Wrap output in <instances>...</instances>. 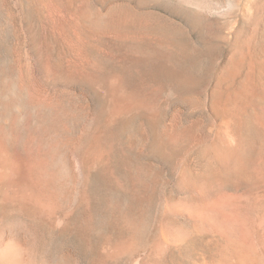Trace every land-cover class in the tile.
Here are the masks:
<instances>
[{
  "label": "rangeland",
  "instance_id": "rangeland-1",
  "mask_svg": "<svg viewBox=\"0 0 264 264\" xmlns=\"http://www.w3.org/2000/svg\"><path fill=\"white\" fill-rule=\"evenodd\" d=\"M87 3L99 11L106 4H120L148 13L159 20L156 29L167 34L173 45L167 49L168 54L172 52L171 61L155 57L148 67L128 73L130 85L149 91L156 102L157 113L150 124L141 113L134 117L136 124L146 123L148 142L140 150L138 142L135 149L126 148L123 120L102 127L101 137L112 140L115 150L108 161L90 167L86 209H59L51 218L16 207L0 208V230L4 222L15 224L20 236L32 243L35 264H55L54 256L64 243L74 245L77 264H98L101 244L127 234L121 212L143 221V235L136 249L105 264H210L221 241L206 217L215 209L226 216L237 212L249 240L261 241L264 0ZM33 42L26 0H0V73L22 80L44 96L87 102L91 117L102 119L105 98L100 91L46 67ZM81 121V117L69 120L71 135L81 131ZM132 165L149 171V188L131 178ZM112 200L118 201L119 209H112ZM85 218L86 245L75 227ZM59 219L62 228L55 224ZM166 226L185 230L187 237L171 240ZM157 240L164 241L161 249L155 248Z\"/></svg>",
  "mask_w": 264,
  "mask_h": 264
},
{
  "label": "bare ground",
  "instance_id": "bare-ground-1",
  "mask_svg": "<svg viewBox=\"0 0 264 264\" xmlns=\"http://www.w3.org/2000/svg\"><path fill=\"white\" fill-rule=\"evenodd\" d=\"M87 1L26 0L28 28L38 59L46 67L72 75L100 91L105 98L104 116L97 121L91 117L87 102L44 96L27 88L22 80L1 72V209L16 207L46 217L59 209H86L90 167L95 162L108 161L115 150L114 142L104 140L100 129L123 120L126 148L135 149L138 142L140 150L148 142L146 123L136 124L134 117L141 113L150 124L157 113L156 102L149 91L130 85L128 73L134 68L148 67L155 57L171 61L167 34L156 29L159 20L148 13L140 14L120 4H106L102 11L93 10ZM112 62L116 65L112 66ZM80 117L81 131L71 135L68 122ZM130 176L140 187L151 185L149 171L142 166L132 165ZM110 206L119 209L116 200ZM222 212L215 209L206 214L221 237L210 264H264V236L259 242L249 240L239 214L226 216ZM119 216L127 234L101 244L98 264L118 260L136 249L142 238L145 226L141 219L125 212ZM62 221L56 220L55 224L62 228ZM202 224L199 221V227ZM75 227L86 245V218ZM164 228L171 240L187 237L185 230ZM163 245L164 241L157 240L155 248L161 249ZM31 249L32 243L20 236L15 224L3 223L0 264H35ZM75 252L74 245L64 243L53 260L55 264H77Z\"/></svg>",
  "mask_w": 264,
  "mask_h": 264
}]
</instances>
